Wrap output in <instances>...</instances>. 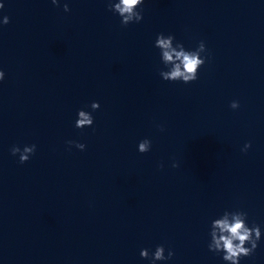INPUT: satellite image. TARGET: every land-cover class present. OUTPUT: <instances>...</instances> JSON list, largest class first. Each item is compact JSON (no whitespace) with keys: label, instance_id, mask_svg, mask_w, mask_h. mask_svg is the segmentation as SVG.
<instances>
[{"label":"water","instance_id":"95a60500","mask_svg":"<svg viewBox=\"0 0 264 264\" xmlns=\"http://www.w3.org/2000/svg\"><path fill=\"white\" fill-rule=\"evenodd\" d=\"M0 3V264H230L208 247L226 211L264 264V0H145L126 27L109 0ZM159 33L208 57L196 81L162 78Z\"/></svg>","mask_w":264,"mask_h":264},{"label":"clouds","instance_id":"9594fccd","mask_svg":"<svg viewBox=\"0 0 264 264\" xmlns=\"http://www.w3.org/2000/svg\"><path fill=\"white\" fill-rule=\"evenodd\" d=\"M53 4L59 3V0H52ZM145 0H109L108 10L114 14H118L121 17L122 26L126 27L131 23H139L144 19L143 5ZM4 8V4L0 3V9ZM64 11H70L68 4H64ZM10 23V18L5 16L3 18V24ZM173 41H175L174 35H165L159 33L155 41V47L161 50V58L165 63L172 65L171 71L161 72L160 75L166 81H182L185 84L194 82L199 77V71L202 66L205 65L208 57L199 55V52H193L184 47L182 43H176V47H173ZM200 50H205V43L201 41L199 43ZM207 51V49H206ZM5 79V72L0 70V82ZM99 102H93L91 108L93 111L100 109ZM233 109L240 107L238 101L231 103ZM95 118L93 115L83 109L78 111V119L75 123V127L84 129L86 127H92L94 125ZM67 143L71 146L84 151L86 145L77 141L69 140ZM152 142L150 139H144L139 142L138 150L140 153H147L151 150ZM251 147L248 143L245 145L243 151H247ZM37 146L32 144L31 146H24L23 149L19 146H13L11 148L12 155H19V162L21 164L27 163L31 156L35 155ZM163 167V165H161ZM173 167H179L178 164H173ZM232 219L229 220V213L226 211L223 214V218L215 219L213 221V230L211 232V242L208 247L209 250L214 253H222L223 260L230 262V264H240L241 259L244 257L252 256L258 247V242L262 238V231L259 225L254 224L252 227L245 225L243 217L247 216L244 211H235L231 213ZM254 238L250 239L253 236ZM248 242L249 246H246ZM175 253L171 250L165 255V247L158 245L154 253H150L149 249L145 248L141 250V257L144 259H151V264H156V261H166L172 259Z\"/></svg>","mask_w":264,"mask_h":264}]
</instances>
